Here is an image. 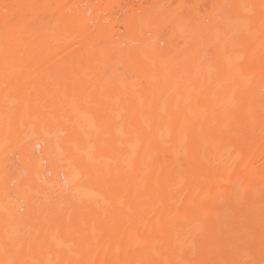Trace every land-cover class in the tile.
<instances>
[{"label": "bare ground", "instance_id": "obj_1", "mask_svg": "<svg viewBox=\"0 0 264 264\" xmlns=\"http://www.w3.org/2000/svg\"><path fill=\"white\" fill-rule=\"evenodd\" d=\"M41 1L44 3L40 0H9L6 6L0 5V32L3 33L7 27L10 28L9 33L3 37L8 41L30 39V34L33 33L30 25L33 22L28 18L24 19L22 9L25 7L29 9L28 13L34 11L35 15L41 11L43 13L52 11L55 36L50 38L52 45L49 46L54 47V51H59V54L65 52L66 55H72L80 47L82 51L86 44L93 41L92 37L96 33L104 35L105 30L102 26L96 27L94 35H89L86 32L88 25L85 18L79 25L73 26L72 14L66 12L68 0ZM199 1L201 0H197ZM224 1L228 7L226 6L227 8L222 11L227 16L236 12V19L231 14L232 20L228 17L230 21L225 22L230 26L227 25L229 28L224 35L215 33L210 26L205 27L198 21L181 27L170 26L173 31L169 33L161 31L156 43L149 41L154 38V35H151L148 37L149 40L146 36L137 38L139 41H145L147 38L146 44L143 42L138 48L131 49L129 45L118 48L117 57L122 61H119V64L124 65L126 60L129 64L124 65L127 69L124 68L128 73L133 74L137 79L144 76L150 83L156 74L151 57L167 56L162 66L164 74L157 73V77L163 78V81L160 82L159 87L152 85L149 89L150 94L147 98L151 96L152 99L150 98V101L147 99L146 102H151L150 108L142 111L138 106L136 116L131 121L135 131L133 140L128 137L126 120L119 121L120 123L118 121L108 123L111 107L107 109L100 106L102 102L100 105L97 103L99 102L97 96L91 99L89 96L91 93L87 94L91 90L85 89L87 92L79 97L81 99H76L79 102L75 100L73 105L70 100H61L65 97L61 98L64 90L72 89V86L76 88L74 85L71 86L69 80H63L57 86L56 83L52 86L47 85L50 87L45 90L43 84L45 81L34 84L35 81L41 80L39 78L43 72L48 73V68L44 70L45 66L38 65L39 68L29 69L26 73L22 71L12 73L13 79H11L14 82L24 81L25 79L22 78L26 77L27 87L24 84L19 87L22 82L17 85L18 83L13 84L14 82L11 81L19 88L5 83L6 91L14 88L17 89H14L15 92L23 89L28 91L26 95L30 100L29 103H33L31 102L33 99L43 96L45 92H50L49 95L54 98L50 103L52 108L47 109H50L49 111L42 106L32 113L23 115H29L30 119L35 118L36 121L42 122L51 110L56 108L58 112L56 116L54 115L56 131L53 125V128L46 129V126L42 127L41 122L40 124L37 122L41 125V129H46H42L44 133H39L41 129L31 131L30 128H25L28 125L23 124L25 122L23 119L26 117L24 118L21 113L26 106H30L27 97L24 99L26 95H22L25 91L19 93L23 101L22 98L17 99L22 105L18 103V106L10 107L7 104L9 107L5 105L3 110L0 121L5 125H3L5 143L10 142L12 148L18 145L17 148L20 150L16 148L17 152L27 158V168L31 174L29 173L30 181L28 179L27 186H24L25 182L22 185L20 179V186L17 182L14 183V187L22 191L23 202L12 201L11 198L15 193L16 198L22 197L17 194L20 193L19 189L15 192L12 188V190L8 188L20 175L10 177L6 174L4 163L10 159L7 151L9 146L0 149V185L5 183L0 186V192L4 190V193H0V208L2 211L6 210V213H0V215L5 214L6 217L2 216L5 220L0 218L4 220V222L0 220V227L7 226L4 231H8L4 234L8 233V236L14 231L15 234L19 233L18 236L23 235L24 232L23 236H25L28 232L26 226H33V234L26 237L33 239L32 236L38 234L37 240L40 239L44 247L42 249L44 257L41 258V262H37L35 253L38 247L37 243H33L35 240L30 245L27 244L28 246L22 245L23 238H20L21 241L18 240V243H14L15 234H13L12 237H8L9 239L4 236L8 244H2V248L0 246V264H12L14 259L15 264H24V262L27 264H250V261L252 262L250 258L254 253H250L248 234L250 205L256 206L259 216L264 215L262 191L252 202L249 200V193L255 185L264 187V181L256 177V175L259 178L263 177L264 141H258L257 151L253 152L255 142L252 141L253 137L248 127L249 115H264V82L257 83L254 80L258 64L264 67V34H261V30L264 29V19L255 16L252 7L264 0H216L214 5L218 7ZM192 10L197 11L196 8ZM17 16L23 19L21 30L16 28L15 25L18 24H14L18 20ZM39 26L42 27V24ZM39 26L35 29L39 30ZM251 29L254 32L249 36L247 33ZM74 30L78 31V35L73 34ZM176 38L182 40V44L178 43L179 40L176 41ZM224 38L225 49L232 50L229 52L226 50L228 57L225 58L226 66H222L221 63L223 56L220 42ZM160 42L164 44L161 46ZM76 44H80L78 49L74 47ZM208 44L212 46L211 58L216 59L212 74L210 69L207 70V65L202 66V60L208 54L207 48L210 47ZM236 46L244 49L241 52ZM177 48L181 51L176 50ZM12 50L9 47L6 49L8 53ZM236 50L241 52L239 54H244L242 59L235 56ZM109 56L108 52L103 55L105 67L108 65ZM196 62L202 78L206 76L207 79L225 80L220 91L214 88H202L203 85L194 88V92L207 94L217 103L221 102L222 99H218L225 95L226 102L230 101L227 103L224 115L210 117L204 114L202 117L186 119L183 114L181 117L183 112L180 108L175 110L168 108L165 111L158 109L164 95H170L168 98L174 99L175 96L172 95L182 94L179 95L180 99L190 101L186 99L188 97L186 93L184 94L186 91H181L178 80L189 78L190 68H195ZM35 76H39V80ZM30 79H33V82ZM125 79L127 78L121 73L118 80L120 85L117 84L120 90L124 87ZM137 83L136 85L139 84ZM109 85H105V92L110 89ZM188 94L192 95L189 92ZM103 95L102 98L107 96ZM91 101H94L92 102L94 104L89 107ZM26 103L27 105L24 106ZM90 111L95 112L98 119L91 122V125L87 123V126L91 127L90 132L92 131L88 133L83 120L89 117ZM4 114L8 116L5 117ZM30 119L26 124L31 123ZM61 121L66 123L63 126L57 125V122ZM21 125L25 128L23 132L19 128ZM60 131L65 133L64 136H61ZM110 131L111 133L114 131V134L107 136ZM90 135L94 139L90 137L92 140H89ZM68 138L73 141L77 139L72 147L75 150H71L72 148H69L71 151L59 150L63 143L69 140ZM13 140H16L15 146H12ZM11 151L15 154V149ZM113 157L116 162L112 165V173L106 171L104 165L109 162H106L107 159ZM46 159L50 160V163L42 165ZM27 168L25 166L23 169ZM124 170L129 173L130 188L124 181L118 179ZM101 183L107 185L111 198L122 194V200L117 205L108 209L101 201L96 200L95 195ZM46 196L48 198L44 199L43 197ZM24 207L25 210H22ZM95 223L99 231L98 234L92 235L91 227ZM8 225L13 226V229L8 228ZM57 230L72 236L70 240L74 246L72 252L74 254L70 255L71 251L65 249L68 246L66 242L65 246L64 242H60L61 244L58 245L61 248H58L59 251H56L54 256L52 255L54 245L52 237ZM0 231L1 236L2 230ZM94 236L105 241L107 246L98 250L93 255V259L84 261L87 252L92 249ZM20 242L22 244H19ZM259 242V255L263 254L264 257V245H262L264 242ZM17 245L19 248L16 247ZM72 248L71 246L70 250ZM68 254L73 258L66 260ZM126 255L132 257L130 263L122 261Z\"/></svg>", "mask_w": 264, "mask_h": 264}, {"label": "rangeland", "instance_id": "obj_2", "mask_svg": "<svg viewBox=\"0 0 264 264\" xmlns=\"http://www.w3.org/2000/svg\"><path fill=\"white\" fill-rule=\"evenodd\" d=\"M130 1L131 0H68L66 2V4H67L66 7H68V8H67V10L66 9L65 10H66V12L72 14L73 26L79 25L80 22L85 18L86 24L88 25V30L86 29V32L89 35H94L96 33V27L97 26H102L105 30L104 35H101L99 32H98V34L96 33L92 37L93 41H90V43L86 44L85 48H83L82 51H81L80 44L74 45L75 48L78 49L80 47V49L79 50L76 49L77 51L74 52L72 55H66L65 52L59 54L60 53L59 51H54L55 48L49 46V45H52V44H50V38H53L55 36V29L53 27L55 20H54V15H53L52 11L49 10V12H46V13H43L41 11V12H37V14L35 15L34 11H32V13L30 14L27 12V11H29V9H27L26 7L23 8V6H22L21 9L23 8L22 10L24 11V14H23L24 19L28 18L33 22L32 25H30L31 28H33V33L30 34V39H26V40L21 39L18 41H8V39L4 38L3 36H5V35H7V33H9L10 28L7 27L3 33L0 32V118L2 116V113L4 112L3 110H5L4 109L5 105L8 104L10 107L11 106L15 107V105L18 106L19 104L22 105L21 101H23V98L19 97L21 95L19 93H23V91H25L23 89V90H19L20 92L17 91L18 92L17 93V92H15V90H17L15 88H14L15 90L12 89V90L6 91L5 90V88H6L5 83H8L10 85L12 84V82H11V81H13L12 76L15 72H18V71L21 72L22 71V73H26V71L28 72L29 69L31 70L33 68V70L34 69L36 70V68L40 67L38 65H43V67L44 66L46 67L44 70H46L48 68L47 69L48 75L45 74V72H43L44 74L43 73H42L43 75L41 74V76H40L41 78H39V76L38 77L35 76V78H37V79L39 78L41 80H39V79H38L39 81L34 80L36 82L34 84H37V82L40 83L41 81L43 83L45 81L43 83L45 86L44 87V90H45V89L49 88L50 86H52V84L56 83L55 86H57L59 83L63 82V80L64 81L69 80V82H71V86L74 85V87H76V88H73V86H72V89L70 88L67 91L64 90L63 93L61 92L62 93L61 98L63 96H65V97H63L62 99L60 98V99L62 101L63 100H70L71 104H73L75 102V100L78 99L79 97L84 96L82 94H84V92H87V91H85V89L89 90V91L91 90L93 92L95 91L94 93L90 91L87 94H89V93L94 94L92 96H91V94H89L91 99H94L97 96V101L99 98V102H97V103H99V105H100V103L102 102L101 103L102 105H100V106L106 107L107 109L111 107L110 113H109L110 118H108V120H109L108 123L109 122L110 123H113V122L116 123L117 121H118V123H120L119 121L122 122L123 120H126L128 122L127 123V130L129 133L128 137H129V139L133 140L134 135H135V131L132 128L131 121L136 116V110L138 109V106H139V108L142 109V111H147L150 108L151 102L150 103L148 101L146 102V100L148 99L147 97L150 94L149 89L151 88L150 86H152V85L159 87L160 82L163 81V78L157 77V73L159 74V72H160V74L161 73L164 74V68H162V66H163L164 62L166 61L167 56L166 57L165 56L159 57L158 55L157 56L154 55L153 57H151L152 58L151 63L155 65L153 70L156 72V74L151 79L152 82L150 83V81L145 79L144 76H142V78L137 79L136 77L134 78L133 74L128 73V71L126 70L127 69L126 66H124V65L129 64L128 62H126V60H125L124 65H122L121 63L119 64L120 60H118V57H117L118 48L124 47L126 45H129L131 49L132 48L135 49V47L138 48V46L140 47V45L143 42H145V41L147 42V38L151 35H154V38H152V39L150 38L151 40H149V38H148V40L152 43H156V41H157L156 39L158 37V34L161 31H166L168 33L173 31L170 26L173 25L175 27H181V25H184L187 23L193 24V23L198 22V21L200 23L204 24L205 27L210 26L212 28V31H214L215 33L224 35L226 30H228L227 28H229V27H227V25L230 26V24L225 23L226 21H228V22L230 21V19H231L230 15L232 14V16L236 19V16H235L236 12L235 13L234 12L233 13L228 12V14L229 13L230 14L227 16L226 13H224L222 11L223 9L228 7V4L226 3V1L220 3V6H218V7H216L214 5V2L216 0H201L199 2H197V0H146V1L142 0L139 2H138V0H136L134 3H133L134 0H132L131 2ZM40 2H42V1L40 0ZM8 3H9V0H0V5H2V6L3 5L6 6ZM42 3H44V2H42ZM40 5H41V3H40ZM193 8H196L197 11L192 10ZM252 12L255 16L260 17L261 19H264V2L258 3L254 7H252ZM228 17H230V19ZM21 18H22V16H21ZM17 19L18 20L14 24H18L15 26H17L16 27L17 29L21 30V28L23 27V25H22L23 19H20V16H17ZM235 19H233V20H235ZM41 24H42V27L39 26ZM225 24H226V26H225ZM38 26L40 29L36 30L35 28ZM252 32H254L253 29H251V31H249V33H247V34L249 36H251ZM263 32H264V29L261 30V34H264ZM73 34L78 35V31L74 30ZM58 35L60 36V34H58ZM145 36L147 37L146 40H145V38L143 39L145 41H142L141 39H140L141 41L137 40V38H143ZM178 40L179 39L176 38V41H178ZM146 42H145V44H146ZM179 42L182 44V40H179L178 43ZM163 44H164L163 42H160L159 45L162 46ZM225 44L226 43H225V38H224L220 42V45L222 48V56H223V60L221 61L222 66L223 65L226 66L225 65V58H228L226 53H227V51L229 52L231 50V49L230 50L225 49ZM208 45L210 47L207 48L208 54H206V56L202 60V66L207 65V70L210 69V73L212 74V69L214 67V64L216 63L214 61L216 59L211 58V54H212V48L211 47L212 46L210 44H208ZM8 47L13 49L12 52L8 53L6 51V49ZM179 49L177 48L176 50H179ZM181 49L183 51L182 47H181ZM236 49L242 52V50L244 48L236 46ZM179 51H181V50H179ZM105 52H108L110 54V56H109L110 58L107 59V61H108L107 67H105L106 64L103 63V61H104L103 55ZM241 52L237 51L236 53H234V52H232V53H234L236 57H240V58L242 57L243 58L244 54H239ZM41 53H42L43 57L40 56ZM176 53H179V52H176ZM202 54H204V53H202ZM120 62H122V61H120ZM221 63H219V64H221ZM103 64H105V65H103ZM192 65H194V64H192ZM41 68H42V66H41ZM190 69L191 70L189 71L190 72L189 78H181L180 80H178L179 85L181 86V91L182 90L186 91V92H184V94L186 93V96H188V97H186V99H189L190 101L186 102L185 99H183V100L180 99L181 96H179V95H182V94H179L178 96L176 94L172 95L173 97L175 96L174 99L168 98V97H170V95H164L162 97V99L160 100L159 106L157 105L158 109H160L161 111H165L168 108H170V109L173 108V110L180 108V109H182V112H183V113H181V117L184 116V118H186V119H188L190 117H195V116L202 117V115H204V114L205 115L208 114L210 117L224 115V113L226 111L227 103L230 101V100L229 101L227 100L228 102H226V96L225 95L223 97L221 96L218 99V100L222 99L221 102H218L220 104L219 105L217 102H215L216 100L214 98L207 96V94H204L202 92H194V88L197 86L203 85L204 87H202V88H205V87L214 88V89L220 91V88H222V86L224 85L225 80L224 79H223V81L222 80H215L214 78L207 79L206 76L204 78H202V75H199L200 70L197 68V62H196L195 68H190ZM197 69H198V73H197ZM59 72H61V74ZM121 73L123 75H125V78H127V79H125L124 87L122 90H120L118 85H117L119 83L118 80H120V74ZM263 73H264L263 65L258 64V66L256 67V70H255V74H254V80L257 83H263L264 82ZM46 75H47V78H46ZM42 76H44V77H42ZM48 78H50V79H48ZM22 79L26 80L27 78L23 77ZM135 79H137V80H135ZM8 80H10V81L7 82ZM25 80L24 81L22 80L21 81L22 83L19 81V83H21V85H19V83L16 82V80H15V82H16V84L18 83L17 85H19V87H22V84L26 85V87H27V84H25V82L27 83V81H25ZM30 80H31V82H33L32 81L33 79H30ZM15 82L13 84H15ZM105 83L108 85L110 84L109 85L110 89L107 92H105L106 91L105 90L106 89ZM136 83L138 85H136ZM43 84H42V86H43ZM47 85H50V86H47ZM119 85H120V83H119ZM13 86H15V85H13ZM15 87L19 88L17 86H15ZM26 92H28V91H25L22 95L23 96L26 95L27 94ZM188 92L191 93L192 95H189V94L187 95ZM49 93L45 92V94L43 96H41V97L39 96L35 100L33 99L31 101L33 103H29L30 100H28V97H27L28 95H26L24 97V99H26V97H27L26 100H28V103L30 104V106L29 107L26 106V108L23 107V109L25 108V110H23L24 112L21 113V115H23L24 113L25 114L32 113L33 111H36L37 109L41 108L42 106L45 107L44 109H46V111H49L50 109L49 110H47V109L52 108L50 103L54 99L51 95H49ZM52 94L54 96L56 95V93L55 94L52 93ZM102 95L103 96L107 95V96L102 98L101 97ZM134 96H136V97L133 98ZM160 96L161 95H159L158 97L160 98ZM18 97L22 98L21 101H18L19 100ZM150 98H151V96H150ZM79 99H81V98H79ZM26 100L24 101V103L26 102ZM76 101H78V100H76ZM92 102H94V101L89 102L90 103L89 107H91L90 105L94 104ZM25 105H27V103L24 104V106ZM45 105H47V106H45ZM75 105H76V103H75ZM85 106H88V105H85ZM90 109H92V108H90ZM253 109L254 108H251V110H253ZM54 110H51L52 114H51V112H49L50 114H48V117L43 119L45 122L43 120H42V122L40 121L42 123L41 125L43 128H44V126H46V129H47V127L53 128L54 123H56V122H54V120H55V116L58 112V109H56L55 111ZM6 111H5V113H6ZM89 113H90L88 115L89 117L86 118L87 121H85L86 120L85 119V120H83V123L85 125V129L88 130V133H91L92 132V131L90 132L91 127L87 126L88 125L87 123H89L91 125L93 122L97 121L98 117H97V114H95V112L90 111ZM109 114H108V116H109ZM182 114H183V116H182ZM4 116L7 117L8 115L6 116V114H4ZM28 116L23 115L24 118L26 117L25 119H23L25 121V122L23 121L24 122L23 124H24V126L28 125V126H25V128L26 127L30 128L31 131H32V129H33V131H36V130L40 131V129H41V125H39L40 122L36 121L35 118H34V120H35L34 121L33 118L30 119V117H28ZM28 119H30L32 124L31 123L26 124L28 122ZM37 122H39V124ZM57 123H58L57 125L62 124V126H63L66 122L61 121V122H57ZM68 123H69V121H68ZM248 123H249L248 127L250 128V131H251L250 134L253 137L252 141H253V143L255 142L254 148H252V149H253V152H256L257 146H258V144H257L258 141H264V115H255V116L249 115ZM3 125L4 124L1 123V121H0V149L3 147L8 148V146H9V148L7 149V151H9L8 152V158H10V159L12 158L11 161H10V159H8L4 163L5 168L7 170L6 174L9 175L10 177L13 175L18 177L17 175H20V177L18 179L14 178L15 180H13V181L11 180L12 182L9 185L10 187L8 186L9 190L13 189V191L16 192V190H18L19 188L18 187L16 188L14 186H15L16 182L19 184V179H20V183H22V185L24 182H25L24 186L25 185L27 186L29 184L28 179L30 181L29 175L31 174V171L30 170L28 171V168H27V164H28L27 158L20 156L19 153L17 152L18 150H20L17 148L18 145L15 148H12L10 145V142L5 143L6 140L4 139V136H3L4 135L3 134V132H4L3 128H5V127H3ZM22 125L19 128H21V130L23 132V129H25V128ZM56 127L54 126V131H56L55 130ZM58 128H59V126H58ZM42 129H41V132H39V133H42L43 130H46V129H43V130ZM60 129H61V126H60ZM111 130H117V129H111ZM52 131H53V129H52ZM97 131L99 133L98 129H97ZM112 133L114 134V131H112ZM112 133L110 131V133H108L107 136L113 135ZM60 134H61V136H64L65 133H62L60 131ZM115 135H117V134H115ZM87 136H86V138L88 139ZM90 137H91V135L89 136V138ZM115 137H117V136H114V138ZM19 138H21V137L19 136ZM91 138L89 140L94 139V137L92 139ZM18 140H17V142H19ZM74 140L77 141L76 138ZM14 141L16 142V140H13V143H14ZM76 141H73V139L72 140L69 139L67 142L65 141L62 145V148H60L59 150L64 149V150H68V151H71V150L74 151L75 149H73L72 147L74 146V143H76ZM13 143H12V146H15L16 143H14V145H13ZM128 144H131V143H128ZM10 147L12 149H10ZM42 147H43V145H42ZM19 148H20V146H19ZM69 148L70 149L72 148V149L70 150ZM13 149H15V154L13 151H11ZM40 149H42V148H40ZM10 151H11V153H10ZM98 158H99V156H98ZM98 158H96L95 161H97ZM99 160H100V158H99ZM107 161H109V162H107ZM106 162L107 163L104 165L107 168L106 171L111 172L113 170L112 165L114 162H116V160L113 157L112 159H109V160L107 159ZM49 163H50V160L48 161V159H46V161L42 162V165H48ZM25 166L27 169H23V168H25ZM115 171H117V170H115ZM112 173H113V171H112ZM122 173H121V175H119L120 178H118V179H120V181H124L126 183V185L129 186V188H130L131 185L128 182L131 183V180L128 179V176H129L128 171L124 170V172H122ZM21 177H23V178H21ZM256 177L258 179H260L261 181H264V172H263L262 178H259L258 175H256ZM3 184H5V183H1L2 186H3ZM18 184L16 186H18ZM104 184L105 183H101L100 186H98L99 190L96 189L98 191H97V194L96 195L94 194V195L96 196V200L98 199V201H101L103 206L105 205V208L109 209L110 207L117 205L122 200V194H119L115 198L114 197L111 198V196L108 194V191H107V187H106L107 185L106 184L104 185ZM19 186H20V184H19ZM14 188H16V189H14ZM23 189H25V187ZM28 189H30V186L28 187ZM3 191L4 190H1L2 193H4ZM18 191L20 192V189ZM261 191H262V194L264 195V187L263 186L258 187L257 185H255V188H252L250 193H249L250 202H252L255 199V197L257 196V194ZM21 192L20 193L17 192V194H19V197L23 195ZM12 198H14V199H12ZM12 198H11L12 201H14V200L18 201L19 200L20 202L21 201L23 202V199H24L23 196L20 197L21 199L23 198L22 200H20V198H18V196L16 198V193L13 195ZM43 198L45 199L48 197L46 196ZM101 202H99L100 205H101ZM4 205L6 206V204H4ZM4 208H6V207H4ZM7 210H9V209L7 208ZM22 210H25V207ZM249 210L250 211H248V213H249V217H250V222H248L249 223L248 227L250 230L249 229L248 230L250 233L248 232V234L250 235L249 236V238H250L249 243L251 246L250 247L251 248L250 253L251 254L254 253L253 256L250 258V259H252V262L250 261V264H264L263 254H262V256H260L259 251H258V249H259L258 243H260L259 241L264 242V215L262 217L258 215V212L256 210L255 205H250ZM5 211L6 210L2 211L0 208V213H3ZM8 213L9 212H7V214ZM0 216H1L0 217L1 219H4V218H2V216L5 217V214L4 215L1 214ZM4 220H1V221L4 222ZM5 227H7V226H4V228H3V225H1V227H0V229L2 230V233H1L2 235L0 236L1 248H2V244L3 245H4V243L8 244L6 239L10 236V235L9 236L7 235L8 233L4 234L6 231H8V230L4 231L5 229H7ZM12 227L13 226L8 225V228H11V230L13 229ZM26 227L27 228H25V229H28V232L25 233L26 234L25 236H23L24 232H22L23 235L18 236L19 233H17L18 234L17 235V234H15V231L14 232L12 231L13 234H15L16 236L15 235L13 236V234H11L10 237L13 236L14 243H18V240L21 241L20 238H23V240L21 241L23 244L21 242L19 244L26 245V246L30 245V243L35 240L33 243H37L36 245L38 247V249L36 250V253H35V256L37 255V257H35V258H36L37 262H39L40 260L42 261V259L44 257V251L42 250L44 247H42L43 246L42 241H40V239L37 240L38 234H34L36 236L33 235L32 236L33 239L27 238L28 236L33 234L34 229H33V226H31V225L26 226ZM131 229L133 230V226ZM98 231H99L98 225H96V223H95L94 226L91 227L90 233L92 235H94V234L96 235V234H98ZM36 233H37V231H36ZM54 235L55 236L52 237V242H53L52 244L55 245V246L54 245L52 246V255L53 256L55 255L54 253H56V251L57 252L59 251L58 248H61L60 245H58L60 242H64V246H65V242H66V245H68L70 248L68 246H67V248H65V247L64 248L67 249L68 251H71V252H69L70 255L74 254V253H72V252H74V246L70 240V238L72 236H70L67 233L60 232L58 230L55 231ZM2 236H3V238H2ZM4 236L7 238L4 239ZM94 238H95V241L92 242V246H91L92 249L90 252H87V254L84 257V261L93 259V255H95V253L98 252V250H101V249L105 248V246H107L106 242L101 241L100 238H97V236L96 237L94 236ZM27 239H29L31 241H29ZM260 239H262V240H260ZM3 240H5V241H3ZM262 245H264V243H262ZM71 246L73 247L72 250H70ZM16 247L19 248L18 245ZM263 248H264V246H263ZM50 249L51 248H49V250ZM53 250H55V252ZM252 251H254V252H252ZM69 254L66 256L67 258L65 257L66 260H68V258L70 259L72 257ZM50 255H51V253H50ZM78 258H80V256H78ZM122 261H124L126 263H130L132 261V257H130V255H126L122 258ZM15 263H16V260L14 259L12 264H15ZM25 263L26 262H24V264Z\"/></svg>", "mask_w": 264, "mask_h": 264}]
</instances>
